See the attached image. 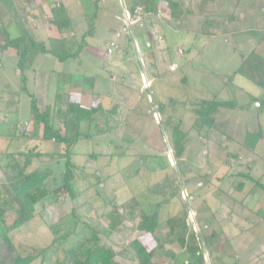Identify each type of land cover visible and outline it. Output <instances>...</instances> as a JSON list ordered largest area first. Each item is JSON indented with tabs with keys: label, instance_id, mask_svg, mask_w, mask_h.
<instances>
[{
	"label": "rangeland",
	"instance_id": "1",
	"mask_svg": "<svg viewBox=\"0 0 264 264\" xmlns=\"http://www.w3.org/2000/svg\"><path fill=\"white\" fill-rule=\"evenodd\" d=\"M95 1L68 0L72 25L64 33L69 35L70 41L80 43L88 29L86 18L92 16ZM134 2L137 0H101L99 8L104 10L99 9L97 14L95 35L89 41L91 49L85 50L78 60L60 67L52 56H41L35 70L25 73L29 78L26 90L22 88L17 59L0 54V152L9 146L10 151L18 152L37 145L45 155L35 160L31 171L36 174L50 171L55 190L60 189L66 170L65 159L58 155L64 152L63 145L40 140L43 131L40 122L33 121L27 129L26 122L33 120L30 95L36 93L44 108L53 104L60 90L68 94L69 100L90 107L95 100H101L92 94L96 86V92L102 93L105 108L113 101L120 105L117 116L108 117L103 112L92 124L82 126L83 132L94 138H86L72 155L77 173L76 190H84L88 179L96 183L95 175L102 177L100 188L103 189L93 186L86 191L87 206L74 213L75 203L62 193L57 198L59 205L40 209L39 216L15 234V241L23 253L49 245L53 236L48 227L54 222V212L56 221L63 219V229L74 234L91 219L108 215L116 233L107 243L118 250L123 248L136 233L131 232L128 222L121 225L118 210L109 202L114 199L121 205L135 196L141 205L151 210L159 200L151 194V188L160 180L166 181L176 168L165 122L170 118L173 122L181 121L184 130H191L202 102L218 97L226 103L217 116L218 131L213 132L212 142L207 141V129H203L199 138L191 131L194 138L183 162L193 159V172L180 181L181 191L161 210L162 236L169 232L167 220L174 215L181 216L184 207H188L186 222L191 232L204 235L201 220L209 221L226 234L229 242L227 247H216L214 252L205 251L206 264H264L263 187L257 185L256 189L257 180L264 184V89L241 75H234L244 57L252 53L264 57V0H183L178 15L170 21L171 16H162L160 12L141 16L145 14L143 11L136 12L137 18L131 15L136 22L131 29L124 27L126 17L115 23L116 29L111 28L115 15L124 16L125 5L130 8ZM141 22L143 27L137 26ZM118 33L122 37L116 39ZM112 39H116L118 49L109 54L107 42ZM180 50L183 54H179ZM36 77L38 84L34 83ZM12 93L17 94L18 101H12ZM253 96L260 100L254 102ZM158 105H162L161 115L156 112ZM16 119L21 124L16 127L21 139L11 143L4 134L11 135L15 131L13 121ZM53 122L63 133L70 134L69 127L67 130L58 119ZM122 128L128 129L130 142L122 140ZM259 130L263 138L255 152L243 149L245 143L252 141V134ZM25 136L29 140L22 138ZM102 151L126 155L104 156L82 169L88 154ZM228 152L243 157L232 170L226 167L231 159ZM140 156L147 159L141 161ZM251 159L256 161L251 171L256 180H243L239 174L248 172L245 164ZM138 169L139 174L135 175ZM240 182H247L249 189L255 188L257 194L254 191L240 193L237 187ZM189 209L193 210L196 226L189 219ZM74 237L64 241V246H69ZM142 240L148 247L156 245L151 236ZM165 250L167 252L157 253L155 264H186L188 253L175 239L167 240ZM170 251L178 256V262L169 257Z\"/></svg>",
	"mask_w": 264,
	"mask_h": 264
},
{
	"label": "trees",
	"instance_id": "2",
	"mask_svg": "<svg viewBox=\"0 0 264 264\" xmlns=\"http://www.w3.org/2000/svg\"><path fill=\"white\" fill-rule=\"evenodd\" d=\"M3 1L5 0H0V19L4 16H11L18 36L11 38L5 26L1 23L4 41L0 44V54L5 53L9 49L15 51L17 70L20 74L24 90L27 88L25 73L35 70V61L39 55L52 56L55 58L57 66L60 67L68 61L78 60L88 47L89 40L95 35L99 0L94 2L95 9L92 16L86 18L89 25L80 43L72 42L64 36L61 38L39 40L32 34V30L27 23L28 19L20 13V9L14 10L13 8L11 9V13H9V11L3 9ZM182 1L138 0L132 10V18H137L138 16L136 8L142 7L146 13V17L160 12L162 16H171L168 20L170 21L178 15L179 6ZM71 23V17L64 5L59 4L52 9V24L58 28L61 34L70 28ZM234 75H241L264 89V57L256 53L244 57L242 64ZM51 78L53 76L50 75L49 79ZM95 89L96 86L93 87V96L101 100L98 102L95 100V104L90 107H85L79 102L69 100L68 94L60 90L57 91L53 104L49 103L44 108L40 106L36 93L30 95V113L32 119L43 125L41 137L38 138L63 145L64 152L58 155L65 159L66 170L63 174L60 189L55 190L51 181L53 174L50 171L40 174L31 171L35 160H39L45 155L37 145L18 152L10 151L9 146V149L3 153L0 152V155L3 156L0 159L5 160V162L0 161V223L2 224L0 229V264H125L126 262L155 264L154 260L157 253L161 251L164 253L166 251L165 247L169 239H175V242L179 243L181 249L187 251L188 260L186 264H206L205 251L211 253L214 252L216 247H227L229 242L226 234L223 231H218L213 223L202 220L204 235L202 232L199 236L195 232H191L192 230L190 231V227L186 222L188 207H184L181 216L174 215L167 220L169 232L165 236H162L161 210L170 198H173L176 193L181 191L182 186L180 181L182 182L184 178H189L193 172V159L189 158L187 163L183 162L194 138L191 131H194L195 135L198 136L197 138H199L203 129H207V141L209 142L211 141L213 132L218 131V127H215L217 116L221 108L226 104L225 102L217 101L218 97H215L212 101L202 102L198 113L196 112L197 116L191 130H184L181 121L173 122L170 118L165 122L166 126L164 125V129L167 130L168 128L170 132L169 144L173 151L176 168H174L171 177L167 176L166 181L160 180L156 186L151 188V194H155L159 198L155 205H152L151 210H147L144 205H141L135 196L121 205L115 203L114 199L109 202L113 205V208L118 210L117 214L121 225L128 222L131 232L138 234H135V238L131 241L127 240L123 248L118 250L107 243L116 233V229L113 228L114 223L108 215H103L98 219H91L89 223H85L83 228L74 234V232L63 229V219L55 220V212L52 215L54 222L48 227V231L53 236V240L49 245L32 248L28 253H23L18 247L14 238L15 234L32 223L39 216L40 209L46 210L48 207L58 206L57 198L62 193L75 203V207L72 210L74 213L78 209L87 206L88 200L84 195L86 191H89L93 186L103 189L100 188L103 183L102 177L95 175L96 183H92L88 179L86 180L84 190H76L77 173L72 162V155L75 154L76 148L84 144L86 138H94L91 134L84 133L82 126L84 124H92L95 117L100 113L104 112L108 117H115L119 113V103L113 101L112 105L105 108L102 101V93L96 92ZM255 100L259 101L260 99ZM161 109L162 105H158L156 112L160 115ZM153 114L155 115V112ZM57 119L67 130L69 127L70 134H67V132L63 133L54 124L53 121ZM13 123L15 124V131L11 135L3 133L11 143L21 137L19 130L16 128L18 125L21 127L20 122L16 119ZM116 129L120 130V128ZM122 131V140L130 142L128 129L122 128ZM83 136H85L84 140L81 139ZM261 137V130L252 134V141L245 143V148L254 152ZM22 138L29 140L26 136ZM165 149L167 148L164 147ZM116 155L123 157L126 154H110L108 151L90 153L85 158L82 169L93 165L101 157L114 158ZM227 156L231 158L230 160L233 164H237L240 161L238 154L228 153ZM146 159L147 156L139 157L141 161H145ZM138 174L139 169L135 171V175ZM241 176H243V180H253L249 173H241ZM237 187H244V183L240 182ZM73 235L75 237L71 244L67 247L64 246V241ZM142 236H151L156 245L148 247L142 240L144 239ZM168 254L170 258H173V261L178 262V256H175L171 251Z\"/></svg>",
	"mask_w": 264,
	"mask_h": 264
},
{
	"label": "crops",
	"instance_id": "3",
	"mask_svg": "<svg viewBox=\"0 0 264 264\" xmlns=\"http://www.w3.org/2000/svg\"><path fill=\"white\" fill-rule=\"evenodd\" d=\"M100 2H101V0H99V3ZM59 4H62V5H64L67 8L68 13H69V15L71 17V22H72V16H71V11L69 9L68 0H5V1H3V5H4L3 9H6V11H9V13H11V9H13V8H14V10L15 9H20V13L22 15H24L28 19L27 23H28L30 29L32 30V34L38 39H39V37H42L39 40H47L49 38H61V33L59 32L58 28L55 25L52 24V9L56 5H59ZM135 5H136L135 2L130 8L125 5V10H127L129 12L130 16L132 15V10L135 7ZM98 9H100V8H98ZM100 10L102 11L104 9H100ZM98 13H99V10H98ZM143 15H146V13L145 14H143V13L141 14V16H143ZM123 17H125V11H124V16H123V14L115 15L114 24L111 26V28L114 29L115 28L114 27L115 23L119 22L118 20H122ZM124 20H123V22H124ZM1 23L5 26L6 31L11 36V38H16L18 36V32L16 30L15 24L13 23L12 17L11 16L10 17L9 16H4V17H2L0 19V44H2L3 41H4V33H3V30H2V27H1L2 26ZM120 24H121V22H120ZM71 25H72V23H71ZM137 26L143 27L142 22L138 23ZM118 29H120V28H118ZM114 33H115V31H114ZM63 36L65 38L71 40L69 35H67V33H63L62 37ZM127 38L129 39L128 35H127ZM107 45H109L108 42H107ZM90 49L91 48H90V42H89V45H88V47L85 50H90ZM5 55H6L5 57L16 58V53H15V51L13 49H9L8 51H6ZM41 56H43V55H39L36 58L35 63H37V61L39 60V58ZM18 74H19V72H18ZM26 79H27L26 81H27V84H28L29 78L26 77ZM234 79H235V77H234ZM34 83L38 84V78L37 77H36V80L34 81ZM5 85H6V83H5ZM0 96H1V94H0ZM12 96H13V100L12 101H14V102L18 101L17 94H13ZM252 98L254 99V102L256 101L255 99H258V97H255V96H253ZM217 101H220V100L217 98ZM32 122H33V120H31L29 122H26L27 123V129L31 128ZM262 138H263V136L259 139V141ZM212 141H213V137H211V141L210 142H212ZM257 145H258V143H257ZM257 145H256V148H257ZM243 149H247V148H245V146H244ZM250 152H252V151H250ZM228 153H232L233 154V152H228ZM240 155L241 154H239V156ZM242 158L243 157L240 156L239 160H242ZM228 163L229 164L226 165V167L229 168V170H232L234 168V164L232 162H230V160H229ZM245 165H246L245 169H247V171L249 172L251 178L253 180H256V178H254L252 176V173H251V171L255 168L256 161L251 159ZM239 175H241V173ZM257 185H260V186L263 187V189H261V190H262V194H263V197H264V184H262L260 180H257L256 189H257ZM233 186H235V185H233ZM238 189L241 191L240 193H242L243 191L253 192L255 188L254 189H249L247 182H245L244 187H242V188L238 187ZM254 192H255V194H257L256 192H258V191H254Z\"/></svg>",
	"mask_w": 264,
	"mask_h": 264
},
{
	"label": "built area",
	"instance_id": "4",
	"mask_svg": "<svg viewBox=\"0 0 264 264\" xmlns=\"http://www.w3.org/2000/svg\"><path fill=\"white\" fill-rule=\"evenodd\" d=\"M125 12H126V15H125L126 19H125L124 22H123V23H124V27H125V28H130V29H131V26H133L136 22H135V21H132L131 16H130V14H129V12H128L127 10H125ZM136 12H137L138 14H141V13L143 12V8H141V7L137 8ZM131 33H132V35H133L132 30H131ZM121 37H122V34H121V33H118V34H116V36H115L116 39H119V38H121ZM116 39L113 40V41H111L110 44H109V46H108V53H109V54H112V53L114 52V49H118V43L116 42ZM160 39H161V38H160ZM179 54H183V51L180 50V51H179ZM149 87H150V86H149ZM189 210H190L189 219H190V221L192 222V225H193V226H196L195 215H194V213H193V210H192V209H189ZM195 231H196V230H195Z\"/></svg>",
	"mask_w": 264,
	"mask_h": 264
},
{
	"label": "water",
	"instance_id": "5",
	"mask_svg": "<svg viewBox=\"0 0 264 264\" xmlns=\"http://www.w3.org/2000/svg\"><path fill=\"white\" fill-rule=\"evenodd\" d=\"M159 123H160V121H159Z\"/></svg>",
	"mask_w": 264,
	"mask_h": 264
}]
</instances>
